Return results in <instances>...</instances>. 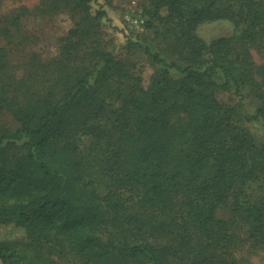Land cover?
<instances>
[{
	"label": "trees",
	"instance_id": "trees-1",
	"mask_svg": "<svg viewBox=\"0 0 264 264\" xmlns=\"http://www.w3.org/2000/svg\"><path fill=\"white\" fill-rule=\"evenodd\" d=\"M151 1L143 32L167 24L187 66L173 77L165 65L147 88L100 42V27L114 26L99 0L40 2L46 13L78 14L55 59L34 54L16 65L0 47V226L25 235L0 241L1 264H51L28 254L51 235L68 239L85 264H242L241 247H264V200L253 198L264 142L244 126L264 127V96L253 116L218 100L217 90L253 82V64L238 71L229 38L214 40L205 61L196 36L200 25L228 20L245 24L246 44L264 43V0ZM28 11L19 7L1 36ZM119 80L131 82L123 89ZM82 137L101 145L103 195L88 178L94 164ZM225 206L230 215L219 218Z\"/></svg>",
	"mask_w": 264,
	"mask_h": 264
},
{
	"label": "rangeland",
	"instance_id": "rangeland-1",
	"mask_svg": "<svg viewBox=\"0 0 264 264\" xmlns=\"http://www.w3.org/2000/svg\"><path fill=\"white\" fill-rule=\"evenodd\" d=\"M45 0H0V27H6V22L12 17L19 7L28 8V12L21 15L19 24L8 26L10 36L4 38L0 34V47L7 46L11 49V61L13 64L22 65L32 55H38L41 59H55L60 52L61 39L66 37L78 21V14L66 11L45 12L43 2ZM135 1V3H133ZM103 4L108 16L112 21L113 28L104 24L100 27L99 40L107 49H112L114 54L128 64V71L134 77L141 79V86L147 88L150 85L152 76L159 74L165 65L170 66L169 73L173 77H180V69L187 64L180 58L174 43L173 32L169 26L162 22H155V26L146 32L132 29L125 20L127 13L135 10L152 11L151 0H99ZM93 8H97L94 5ZM164 15V14H163ZM116 28V29H114ZM245 24L236 27L228 20H218L200 25L196 30V36L201 39L207 48L203 53V60L208 61L212 56L209 49L210 44L219 38L231 40L230 58L238 64V71L247 69L246 60L253 64V70L248 71L253 77L252 83H245L236 92L234 89L217 90L215 96L223 103L235 106L242 114L253 116L262 105L264 96V43L251 41L247 43L242 38ZM130 30L132 33H130ZM179 34V31H177ZM127 38L132 46L127 48ZM157 54L162 60L154 59ZM171 65H173L171 67ZM247 71V70H246ZM247 74V72H245ZM247 78V77H246ZM221 81V78H218ZM131 80H119L121 88H127ZM1 124L12 126L10 118H3ZM257 142H264V127L261 121L244 124ZM14 127V125L12 126ZM82 154L88 156L93 163L92 172L88 176L93 181L99 194L106 193L109 186L107 173L101 171L100 162L102 158L101 145L88 137L78 140ZM12 151L11 155H17ZM128 195L125 194L124 197ZM254 200H264V182L258 184L253 194ZM228 206L218 210L219 218L229 217ZM25 235L15 228L0 226V241L18 242L24 241ZM35 250L29 248V257L38 252L49 260L51 264H85L84 260L70 250L68 239L65 237L51 235L48 239H41L36 242ZM237 254L242 264H264V247L252 248L251 245H244ZM186 259L185 257H182ZM1 264V261H0Z\"/></svg>",
	"mask_w": 264,
	"mask_h": 264
},
{
	"label": "built area",
	"instance_id": "built-area-1",
	"mask_svg": "<svg viewBox=\"0 0 264 264\" xmlns=\"http://www.w3.org/2000/svg\"><path fill=\"white\" fill-rule=\"evenodd\" d=\"M133 3H135V1H133ZM125 20L126 23L132 28L135 29L137 31H144V24H145V19L141 14V11L136 12L135 10H133L130 13H127L125 15Z\"/></svg>",
	"mask_w": 264,
	"mask_h": 264
}]
</instances>
